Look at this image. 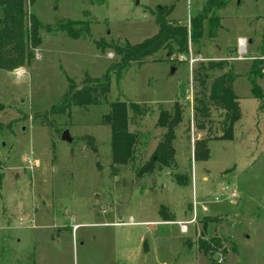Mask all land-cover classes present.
<instances>
[{
    "label": "rangeland",
    "instance_id": "374dc122",
    "mask_svg": "<svg viewBox=\"0 0 264 264\" xmlns=\"http://www.w3.org/2000/svg\"><path fill=\"white\" fill-rule=\"evenodd\" d=\"M206 1L27 0L42 43L26 51L23 66L0 69V264H264V99L253 98L247 76L259 56L264 0H223L221 28L210 38L205 22L199 47L170 58L162 51L118 79L112 73L97 106L45 115L70 82L99 78L117 61L96 41L139 44L157 33L158 7L172 6L169 19L188 25ZM61 24L87 26L90 37H70L57 31ZM200 58L226 61V73L236 77L230 88L240 118L230 141L218 139L223 113L214 108L210 131L195 128L191 71L200 61H191ZM255 82L264 96V76ZM113 102L136 103L143 113L130 112L129 130L140 140L125 166L111 164V130L102 123ZM175 102L183 120L174 164L138 176L165 133L156 124L159 111ZM64 130L71 143L61 140ZM198 141L208 142L206 160L194 159ZM175 174L189 183L177 185ZM194 211L197 222L180 233L174 223ZM166 212L173 221L163 220ZM201 237H219L224 251L205 256Z\"/></svg>",
    "mask_w": 264,
    "mask_h": 264
},
{
    "label": "trees",
    "instance_id": "16d2710c",
    "mask_svg": "<svg viewBox=\"0 0 264 264\" xmlns=\"http://www.w3.org/2000/svg\"><path fill=\"white\" fill-rule=\"evenodd\" d=\"M33 0H29L31 3ZM27 0H0V69L12 70L21 67L24 61L29 59V49L40 47L42 40L40 31L42 26L34 16L26 13L25 6ZM226 8L223 0H207L203 7V12L190 19L188 25L181 22L171 21L172 6H160L155 11V26L157 33L145 39L139 44L125 43H105L102 40L94 44L101 50L113 52L117 61L112 63L108 71L101 77L91 79L84 78L79 86L70 82L68 91L63 95L61 104L51 107L45 115H68L72 108H87L97 106L105 100L110 91V75L114 73L117 79L129 68L132 63L144 64L148 59L165 51L170 58L174 54L185 55L190 46L199 47V41L204 33V23L209 28V37H214L220 29L219 13ZM57 31L64 32L70 37H77L85 33L90 37L87 26L79 27L78 31L72 24H61ZM257 52L259 56L254 59L247 76L251 84L253 98L262 103L264 96L255 79L264 76V19L262 21V34ZM226 61H200L195 69L191 71V78L196 85V93L193 99V116L195 128L200 131H210L211 110L214 108L223 113L220 127L222 135L220 140L230 141L233 136V125L240 118L238 108V98L233 93L232 86L235 76L226 73ZM218 73L217 75H215ZM215 75V76H214ZM130 112L142 115L140 105L136 103L113 102L110 111L102 117V123L111 130L110 136V161L115 165H128L135 159L137 145L140 135L129 130L131 117ZM157 127L165 130L164 135L159 140L156 149L149 158L147 164L141 167L137 175H149L155 170L169 168L174 164L175 149L173 142L176 139V128L183 120L182 106L175 102L170 110L162 108L160 111ZM208 143V142H207ZM204 141L195 143L194 159L202 157L208 158V147ZM201 159V158H200ZM174 181L179 186L189 183L186 175L173 176ZM2 174L0 173V183ZM160 216L165 222L173 221L171 215L161 213ZM198 249L207 257L223 252L222 240L212 238L198 240ZM147 248L144 249L146 252ZM208 264H217L210 261Z\"/></svg>",
    "mask_w": 264,
    "mask_h": 264
},
{
    "label": "built area",
    "instance_id": "2783aa9c",
    "mask_svg": "<svg viewBox=\"0 0 264 264\" xmlns=\"http://www.w3.org/2000/svg\"><path fill=\"white\" fill-rule=\"evenodd\" d=\"M238 47L240 48L241 50V47L244 46V49L243 51L245 50V47L247 45L246 43V40L245 39H239L238 42ZM242 51V50H241ZM203 61L201 58L198 60V59H195L194 61H191V63L193 64L195 61ZM238 60H241L238 59ZM28 165L31 166V168L33 167L32 164L30 163V161L27 162ZM236 196L235 193L232 192V194L230 195V198L233 199L234 197ZM197 222V218H196V214H195V211L193 212V216L190 220L188 221H183V222H175L174 224L177 225V227L180 229V233L184 234V233H187L189 228H187L189 225H192V224H195ZM155 225H157V223H153Z\"/></svg>",
    "mask_w": 264,
    "mask_h": 264
},
{
    "label": "water",
    "instance_id": "95a60500",
    "mask_svg": "<svg viewBox=\"0 0 264 264\" xmlns=\"http://www.w3.org/2000/svg\"><path fill=\"white\" fill-rule=\"evenodd\" d=\"M248 43H250V41H248ZM230 88V86L228 87V89ZM61 140L64 142V141H66V142H68V143H71L72 142V139H71V137H70V135H69V132H67L66 130H64V133H63V135H62V137H61Z\"/></svg>",
    "mask_w": 264,
    "mask_h": 264
},
{
    "label": "bare ground",
    "instance_id": "6f19581e",
    "mask_svg": "<svg viewBox=\"0 0 264 264\" xmlns=\"http://www.w3.org/2000/svg\"><path fill=\"white\" fill-rule=\"evenodd\" d=\"M243 49H244V46L241 47V50H242V51H243Z\"/></svg>",
    "mask_w": 264,
    "mask_h": 264
},
{
    "label": "crops",
    "instance_id": "0c3cea01",
    "mask_svg": "<svg viewBox=\"0 0 264 264\" xmlns=\"http://www.w3.org/2000/svg\"><path fill=\"white\" fill-rule=\"evenodd\" d=\"M169 215H171V213H168Z\"/></svg>",
    "mask_w": 264,
    "mask_h": 264
}]
</instances>
